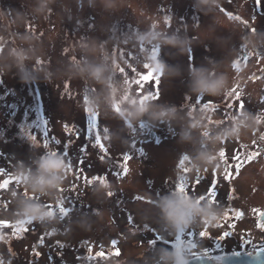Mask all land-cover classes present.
Masks as SVG:
<instances>
[{"label":"rangeland","instance_id":"obj_1","mask_svg":"<svg viewBox=\"0 0 264 264\" xmlns=\"http://www.w3.org/2000/svg\"><path fill=\"white\" fill-rule=\"evenodd\" d=\"M39 7V0H0V264H153L167 246L150 240L156 231L168 238L155 207L159 196L184 183L193 197H206L204 172L211 179L214 165L198 160L200 152L224 161L237 153V141H264V125L211 139L231 126L239 107L251 115L264 110V55L250 52L247 40L264 48V0H49ZM148 32L178 36L183 50L138 39ZM244 51L254 56L244 61ZM102 53L112 87L77 70L85 57L99 62ZM157 58L171 71L157 75ZM190 64L215 67L227 90L191 93ZM137 104L174 106L176 118L135 120L122 110ZM194 122L200 126L191 128ZM185 132L190 139H182ZM46 152L64 157L66 179L51 195L33 194L50 219L28 222L16 215L14 193L28 194L17 173ZM260 162L243 175L262 171L252 184L263 196ZM254 214L237 225L241 233L224 243L225 253L251 252L262 241L250 223ZM216 224L190 226L207 233L197 235L194 250L209 247L220 256ZM187 230L176 236L189 245Z\"/></svg>","mask_w":264,"mask_h":264},{"label":"clouds","instance_id":"obj_2","mask_svg":"<svg viewBox=\"0 0 264 264\" xmlns=\"http://www.w3.org/2000/svg\"><path fill=\"white\" fill-rule=\"evenodd\" d=\"M209 0H200L201 4L208 3ZM49 0H39V9L43 10L47 7ZM138 39L145 43L155 41L170 44L174 47H181L183 50V41L178 36H158L155 33L148 32L142 34ZM88 49L87 44L82 45ZM27 59V57H23ZM23 59L18 64L23 63ZM152 68L157 75H164L171 71L169 66L162 60L156 59L152 63ZM79 74L86 76L88 79L95 81L101 85L112 87L109 80V67L102 53L99 62L84 61L78 64ZM189 73V89L190 92L198 97L218 96L227 90V77L223 73L216 71L215 67H205L203 65L196 66L190 64ZM21 78L25 79L24 74ZM155 109V110H154ZM126 115L132 119L139 120L148 115L152 120L168 121L176 118L177 109L174 106H149L148 104H137L131 109H122ZM257 123L256 117L250 113L240 112L237 116L232 117V124L224 128L214 137L213 141L223 142L230 137H236L241 134L242 129L255 127ZM198 122L190 125L191 128L199 127ZM209 129L205 126L204 133ZM190 135L182 133V139H190ZM203 164L209 165L213 163L214 156L211 152H200L197 156ZM34 167H25L21 164V171L17 173L19 179L23 183L28 194H15L16 215L28 222H42L50 219L48 210L39 199H34L33 194L38 196L51 195L58 190L66 179L67 163L64 157L58 153H44L33 160ZM155 207L158 208L160 219L165 228L176 235L185 232L194 223L205 225H213L219 222L224 216V211L209 201H201L199 198L193 197L189 193H181L178 191L167 192L160 195L155 201ZM153 264H190L187 250L180 246L160 247L156 251Z\"/></svg>","mask_w":264,"mask_h":264},{"label":"flooded vegetation","instance_id":"obj_3","mask_svg":"<svg viewBox=\"0 0 264 264\" xmlns=\"http://www.w3.org/2000/svg\"><path fill=\"white\" fill-rule=\"evenodd\" d=\"M249 36H247V40L251 43L252 45V49H250V52H253L252 50H254L255 52H253L254 54L257 53L258 56L259 55H264V48L262 46H256L255 41L253 39H251ZM250 52H245L244 51V55H243V60H248L251 57H253L254 55ZM240 63L242 62L241 59ZM240 66H243V63H241ZM262 96L264 97V93L262 94ZM262 97V98H263ZM261 98V99H262ZM261 107H258L257 109V113L256 114H252L254 117H256L257 123H256V128L259 126L264 125V110L260 109ZM238 114L240 112H244L243 108L238 109ZM247 130V129H246ZM253 134L257 133L256 130L252 129ZM249 132V131H248ZM252 135L250 134V137ZM244 142L241 141H237L239 143H236V146L234 148V151L237 149V153L234 155H231L230 157L226 158L224 161H217V158L213 160V167L211 169L210 172V176L211 179H209L208 176H206L205 172H204V180L207 182V190L205 191V195L207 197L208 191L210 186L212 185L213 181H216L215 184V188H216V192H217V196H216V201H218V207H220L224 213L227 210H231L228 211V219H225L224 216L219 220V223L221 226H217L218 230L221 231V235L219 237L218 244L220 245L219 247H217V250H219L218 254H220L219 257L225 258L226 256L232 255L233 252H238L237 250L235 251H229V253H225L224 252V243L229 239V238H233L235 237L238 233H241V230H238L237 225L242 222V220H244L245 216H248L250 214V212H254V216L251 218L250 223L252 224V228H254L255 230H257L260 234L261 237L260 239L262 240L261 242H259L257 245V248L252 250L250 252L249 251H240L239 253L242 254H248V253H252L255 254L256 252L259 251V245L264 244V229H260L257 227L258 221L259 222H264V216H258L257 213L254 210H259L261 212H264V195L261 196V190H258V193H256L253 189L255 187H259L258 185H253L252 183H254L255 181H258L259 179H261L262 174H260V171L257 175H255L254 173H251V175L248 177L244 176L243 174L246 173L249 168H257L259 166L260 160L264 161V141L261 140H256L253 139L250 142L246 141V139H243ZM227 149V148H225ZM224 149V152H225ZM251 151V153H250ZM258 153V154H257ZM250 154L249 158H250V162H248L245 157ZM240 157V160L238 161L237 159H235L234 157ZM241 161H243L241 163ZM239 164V167H237V165ZM263 164V163H261ZM195 166H198V169H196L197 174H199V176L201 175V173L203 174V171L201 169V171L199 170L200 165L195 163ZM228 177L227 179H225V177ZM256 176V177H255ZM239 180L240 182L245 181L243 184L241 185H237L235 186V181ZM248 179V180H247ZM208 180V181H207ZM219 183V181H221ZM247 180V181H246ZM250 180V181H249ZM209 182V183H208ZM247 183V184H246ZM199 184V183H198ZM197 184V185H198ZM194 188H196V186H194ZM222 190V196L220 198L219 195L221 193ZM242 192H244L245 194L243 195ZM251 195H254V197H252ZM260 195V196H258ZM244 201V206H235V204L238 201ZM247 201H250L249 203ZM246 202V203H245ZM249 207H251L252 209L249 211ZM249 211V212H248ZM242 213V218L237 219L236 218V213ZM225 215V214H224ZM231 225H234V227H230ZM202 231L198 228H188L187 230V234L188 237L190 238V240H197V235L199 234V232ZM225 232H230L231 235H229L228 237H225L223 239H221V237L223 236V234ZM180 235H184V232ZM168 239H166L164 242H168L167 244H165L167 247L168 246H176L175 244L172 245L173 241H177L178 238L180 236H176V234L171 233L170 231H168ZM181 240L183 241V239L181 238ZM254 240V238H253ZM246 241V240H245ZM255 241V240H254ZM249 244V243H246ZM180 247H183L184 249L187 250L188 256H189V260L191 258H196L198 256H205V257H209L211 260L209 261L208 264H223L222 261L223 259L217 260L215 259L214 256H212V254H210V251L208 250L209 247L206 248H202L200 250H194L192 247H190V245L186 244H179ZM189 248V249H188ZM205 250H207V252H205ZM194 254V255H193ZM264 255V253H263Z\"/></svg>","mask_w":264,"mask_h":264},{"label":"snow or ice","instance_id":"obj_4","mask_svg":"<svg viewBox=\"0 0 264 264\" xmlns=\"http://www.w3.org/2000/svg\"><path fill=\"white\" fill-rule=\"evenodd\" d=\"M156 98L158 99V95L156 96ZM65 127H67V125H65ZM92 130V126L90 125L89 126V131ZM77 138H79V134H77ZM56 144H59L60 142L58 140L55 141ZM46 147L48 146L47 144L45 145ZM86 149L82 148V151H84ZM258 154V153H257ZM250 154H248L245 159L250 162V158H249ZM235 159H237L238 161L240 160V157L237 156V157H234ZM243 161H241L242 163ZM82 163V161H81ZM237 167H239V164L237 165ZM228 177L226 176L225 179H227ZM197 182H199V178L197 179ZM215 184H216V181L214 180L212 185L210 186L209 188V191H208V194H207V197L205 196H202L200 197L199 199L202 200V199H207L209 202L211 203H216V196H217V192H216V188H215ZM176 191L178 192H181V193H188V190H187V186L182 183V184H178L177 188H176ZM228 211H231L230 209L227 210L225 212V215H224V218L225 219H228L229 216H228ZM258 216H264V212H261L259 210H254ZM236 218L239 219V218H242V213H239L237 212L236 213ZM207 226V225H206ZM215 226H221L219 223H217ZM230 227H234V225H231ZM257 227L260 228V229H264V222H259L258 221V224H257ZM206 231H200L199 232V236L200 237H204L206 235ZM229 235H231L230 232H225L223 234V236L221 237V239L225 238V237H228ZM178 242L177 243H183V241L181 240V237L178 238L177 240ZM245 243H249V244H252V241L251 240H246ZM190 247H192L193 249L195 248V243L194 242H190L189 243ZM220 245L217 244V247H219ZM253 248L256 249L257 248V245L253 244ZM259 251L261 252H264V244H261L259 245ZM205 252H207V250H205ZM194 255V254H193ZM232 255L234 256H239L240 253L239 252H233ZM248 255H252V253H248ZM198 258V257H197ZM215 259L217 260H220V259H223L222 257H215Z\"/></svg>","mask_w":264,"mask_h":264},{"label":"water","instance_id":"obj_5","mask_svg":"<svg viewBox=\"0 0 264 264\" xmlns=\"http://www.w3.org/2000/svg\"><path fill=\"white\" fill-rule=\"evenodd\" d=\"M261 254V252L259 253ZM256 255L241 254L239 256L229 255L223 260V264H264V257ZM208 257H196L190 260V264H208Z\"/></svg>","mask_w":264,"mask_h":264}]
</instances>
